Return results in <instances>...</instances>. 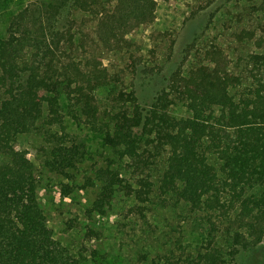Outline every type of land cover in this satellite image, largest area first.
<instances>
[{"label":"trees","instance_id":"1","mask_svg":"<svg viewBox=\"0 0 264 264\" xmlns=\"http://www.w3.org/2000/svg\"><path fill=\"white\" fill-rule=\"evenodd\" d=\"M157 5V0H29L12 17L0 40V264H83L82 254H71L70 239L56 238L49 227L33 152L19 140L45 131L52 149L43 166L70 180L83 152L53 131L65 130L64 104L73 119L103 134L105 145L129 167L138 201L150 200L151 166L163 158L161 195L206 214L212 227L218 219L228 231V257L234 260L264 241V201L250 194L264 186V53L249 56L253 68L245 90L224 50L214 48L206 52V63L189 76L179 68L155 95L140 93L137 77L126 93L128 66L104 61L124 59L133 46L129 36L154 23ZM236 37L264 48L255 31ZM105 86L112 88L108 120L102 122L96 91ZM178 104L189 117L171 115ZM97 181L85 218L105 216L124 184L110 166L97 170ZM226 254L214 247L200 256V264H229Z\"/></svg>","mask_w":264,"mask_h":264},{"label":"rangeland","instance_id":"2","mask_svg":"<svg viewBox=\"0 0 264 264\" xmlns=\"http://www.w3.org/2000/svg\"><path fill=\"white\" fill-rule=\"evenodd\" d=\"M29 0H0V40L8 35L12 17ZM156 19L129 36L133 46L124 59L112 56L104 61L109 65L128 66L126 78L130 84L136 79V89L151 96L167 88L172 74L179 68L189 74L206 63V52L221 48L230 59V71L242 78L241 90L250 87L247 60L251 54L264 53L254 41L237 39L244 30L255 31L256 38H264L262 0H157ZM65 12V18L68 15ZM140 64L136 70L135 60ZM138 72V74H137ZM111 86L99 88L96 100L100 119L107 122ZM144 100V99H143ZM64 133L76 142L83 152L70 180L50 172L43 166L52 144L42 129L20 136L24 149L33 152L31 158L37 168L39 197L55 237L65 234L71 241V254L83 255V264H200V256L214 247L227 253L230 239L227 229L218 220L212 227L206 214L193 212L189 205L164 197L158 189L165 168L158 158L151 166L153 190L148 202L135 197L136 186L130 178L129 167L118 159L114 150L104 143V135L93 131L83 119H73L67 105L63 106ZM68 112V113H67ZM176 118L190 116L181 104L170 109ZM210 162L218 166L214 157ZM110 166L120 172L123 187L115 194L105 216L85 218L98 194L97 170ZM67 191H70L67 194ZM257 200L264 201V186L251 191ZM74 226L69 229L70 226ZM229 239V240H228ZM96 255L93 257L92 253ZM229 264H264V241L257 247L241 251Z\"/></svg>","mask_w":264,"mask_h":264}]
</instances>
